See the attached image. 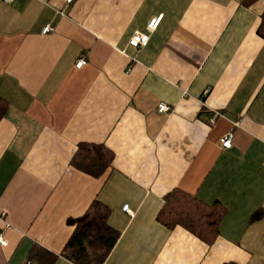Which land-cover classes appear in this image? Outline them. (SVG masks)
Segmentation results:
<instances>
[{"label": "crops", "instance_id": "obj_1", "mask_svg": "<svg viewBox=\"0 0 264 264\" xmlns=\"http://www.w3.org/2000/svg\"><path fill=\"white\" fill-rule=\"evenodd\" d=\"M263 12L264 0L0 1V264L35 263V248L75 264L69 220L93 200L118 233L103 264H264ZM160 14L131 62L129 38ZM83 142L113 153L99 177L71 165ZM173 189L225 209L212 245L157 220Z\"/></svg>", "mask_w": 264, "mask_h": 264}, {"label": "trees", "instance_id": "obj_2", "mask_svg": "<svg viewBox=\"0 0 264 264\" xmlns=\"http://www.w3.org/2000/svg\"><path fill=\"white\" fill-rule=\"evenodd\" d=\"M257 32L264 38V12ZM4 112L0 101V117ZM112 161L113 153L104 145L83 142L77 145L71 165L86 174L99 177L111 166ZM224 215L225 209L218 203L207 204L180 189H173L165 195L157 220L169 230L182 228L203 243L212 245L219 237L218 226ZM107 218L108 209L93 200L81 216L70 219L74 230L65 245L63 256L75 264H103L118 239V233L109 227ZM55 257L48 251L35 248L31 252L35 263L28 262L53 264Z\"/></svg>", "mask_w": 264, "mask_h": 264}, {"label": "built area", "instance_id": "obj_3", "mask_svg": "<svg viewBox=\"0 0 264 264\" xmlns=\"http://www.w3.org/2000/svg\"><path fill=\"white\" fill-rule=\"evenodd\" d=\"M4 3H11L13 0H0ZM67 3H71L72 0H65ZM162 18V14L158 15L157 17L152 18L149 23L146 26V31L144 32H139L136 31L135 33H133V35L129 38L128 40V46L131 48V54L128 55L129 60L131 62H135L136 61V57L137 54L144 48L146 47V45L149 42L150 39V34L155 31V29L157 28L160 19ZM54 29L52 26L50 25H46L43 29H42V33L43 34H47L52 32ZM85 64V60L84 59H79L76 63V67L80 68L82 65ZM129 70V69H128ZM208 93V90H206L204 92V94L206 95ZM169 110V107L165 104V103H159L158 104V111L163 113V112H167ZM220 116V113L218 111H214L211 118L209 119L210 125H213L215 122V119ZM235 126H238L239 123L235 122L234 123ZM232 138H233V134L232 132L227 133L226 135H224L221 139H220V143L223 149H229L232 145ZM122 210L125 211L128 214H133L132 211L130 210L128 204L123 205ZM7 242L6 240L2 237V234L0 233V246H6Z\"/></svg>", "mask_w": 264, "mask_h": 264}]
</instances>
